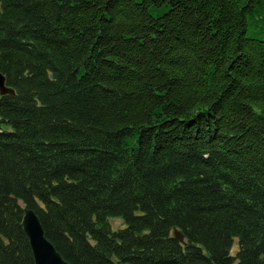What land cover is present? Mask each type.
I'll return each instance as SVG.
<instances>
[{
	"label": "trees",
	"instance_id": "16d2710c",
	"mask_svg": "<svg viewBox=\"0 0 264 264\" xmlns=\"http://www.w3.org/2000/svg\"><path fill=\"white\" fill-rule=\"evenodd\" d=\"M0 74V264H264V0H0Z\"/></svg>",
	"mask_w": 264,
	"mask_h": 264
},
{
	"label": "water",
	"instance_id": "95a60500",
	"mask_svg": "<svg viewBox=\"0 0 264 264\" xmlns=\"http://www.w3.org/2000/svg\"><path fill=\"white\" fill-rule=\"evenodd\" d=\"M12 92L10 88L4 86V78L0 74V95ZM21 226L28 240L34 264H68L44 237L38 219L30 209L23 208ZM172 233L177 238L181 237V233L175 227Z\"/></svg>",
	"mask_w": 264,
	"mask_h": 264
},
{
	"label": "rangeland",
	"instance_id": "374dc122",
	"mask_svg": "<svg viewBox=\"0 0 264 264\" xmlns=\"http://www.w3.org/2000/svg\"><path fill=\"white\" fill-rule=\"evenodd\" d=\"M115 223H116L115 225L112 224L115 229L118 228V227H121L123 225L122 220H120L118 218L115 219ZM234 248H235V246H234Z\"/></svg>",
	"mask_w": 264,
	"mask_h": 264
}]
</instances>
